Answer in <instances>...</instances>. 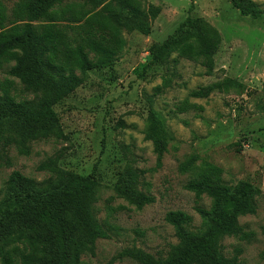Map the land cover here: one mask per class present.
<instances>
[{"label":"rangeland","instance_id":"rangeland-1","mask_svg":"<svg viewBox=\"0 0 264 264\" xmlns=\"http://www.w3.org/2000/svg\"><path fill=\"white\" fill-rule=\"evenodd\" d=\"M19 1L0 0L8 15ZM251 1L264 11V0ZM145 2L157 13L149 20V35L123 32L126 46L114 65L90 72L80 88L53 108L63 139L33 142L28 156L0 139V199L14 172L36 182L48 180L51 175L37 168L49 159L64 174L88 176L95 171V216L108 239L99 240L94 254L82 256L81 264H137L119 260L118 254L137 249L164 258L177 244L164 221L168 212H183L192 218V229L200 227L196 209H209L211 201L186 191L191 176L177 170L197 156L199 165L221 169L226 185L248 182L259 189L255 214L239 219L245 236L224 239L222 250L238 264H264V16L255 21L241 17L232 0ZM187 17L203 21L219 38L212 74L176 55L145 70L149 48L163 42ZM10 66L0 63V81L14 82V95L30 100L19 82L7 76ZM224 80L236 81L243 89L232 87L202 100L189 96ZM150 110L163 116L174 138L160 168L151 143L144 140ZM130 167L144 173L139 189L154 198L140 211L113 191L118 175Z\"/></svg>","mask_w":264,"mask_h":264},{"label":"trees","instance_id":"trees-1","mask_svg":"<svg viewBox=\"0 0 264 264\" xmlns=\"http://www.w3.org/2000/svg\"><path fill=\"white\" fill-rule=\"evenodd\" d=\"M231 5L241 17L255 21L264 16L251 0H232ZM156 15L145 0H20L10 15L0 2V63L11 65L7 76L31 96L19 100L14 82L0 81V139L4 144L28 156L33 142L63 139L53 108L80 88L90 72L114 65L126 46L123 32L149 35V20ZM218 46L215 32L203 21L187 17L163 42L149 48L145 70L160 67L176 55L177 60L201 65L209 76ZM232 87L243 89L236 81L224 80L189 96L207 99ZM144 140L151 143L160 168L174 140L160 113L149 111ZM198 161L191 156L177 170L191 176L186 191L211 201L209 209H196L200 227L192 229V218L183 212H168L164 221L172 227L177 244L166 257L127 249L118 254L119 260L238 264L236 257H225L222 241L245 236L239 219L255 214L259 189L248 182L226 185L221 169ZM37 170L51 177L36 182L14 172L7 180L0 199V264H81L82 256L94 254L99 240L108 239L95 216V171L88 176L64 174L52 159ZM143 174L132 167L124 169L113 186L115 195L138 211L154 203L152 196L139 189Z\"/></svg>","mask_w":264,"mask_h":264}]
</instances>
